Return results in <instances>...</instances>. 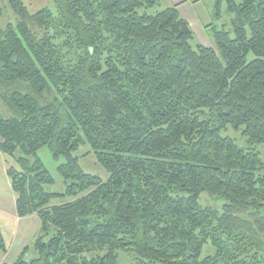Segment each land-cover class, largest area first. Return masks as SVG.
<instances>
[{
    "label": "trees",
    "instance_id": "trees-1",
    "mask_svg": "<svg viewBox=\"0 0 264 264\" xmlns=\"http://www.w3.org/2000/svg\"><path fill=\"white\" fill-rule=\"evenodd\" d=\"M6 1L0 152L17 216L41 222L12 264H264V0H214L215 49L158 0H54L33 14ZM224 12L231 32L217 27ZM83 146L106 180L82 171ZM43 148L64 159L63 194L45 190Z\"/></svg>",
    "mask_w": 264,
    "mask_h": 264
},
{
    "label": "crops",
    "instance_id": "crops-1",
    "mask_svg": "<svg viewBox=\"0 0 264 264\" xmlns=\"http://www.w3.org/2000/svg\"><path fill=\"white\" fill-rule=\"evenodd\" d=\"M158 9L177 7L180 17L190 26L198 44L212 48L213 43L206 27L213 22L214 0H158ZM12 161L0 152V231L7 246L4 255H0V264H12L23 248L32 245L41 228L36 214L18 217L16 195L11 188L6 171ZM14 252L8 258L7 254Z\"/></svg>",
    "mask_w": 264,
    "mask_h": 264
},
{
    "label": "rangeland",
    "instance_id": "rangeland-1",
    "mask_svg": "<svg viewBox=\"0 0 264 264\" xmlns=\"http://www.w3.org/2000/svg\"><path fill=\"white\" fill-rule=\"evenodd\" d=\"M25 6L27 7L28 11L33 14L39 10L47 9L51 12H55V4L54 0H22ZM0 8L1 9H7V1L6 0H0ZM229 17L225 12L223 13L222 19L220 22L217 23L218 29H221L223 25H225V29L227 31L231 32V26L229 25ZM14 22V17L11 16L9 19V22ZM7 23L3 22V20H0V26L4 27ZM197 41L193 42V45H195ZM213 43V42H212ZM213 45V44H212ZM213 48L215 49V45H213ZM248 58H252V55H248ZM0 115L4 118L11 117V113L7 110L6 106L2 103L0 100ZM225 135L231 137L235 140V142L240 147H244L247 144L245 143V140L242 138L240 132L228 129L227 132L224 133ZM88 146L81 147L77 153H75V156L79 158V166L82 169V171L86 174L92 175V176H98L102 180H106L108 178V174L106 171L96 162L95 155L91 152L89 153ZM256 151L260 154L261 159L264 162V145H261L260 147H256ZM86 154V155H85ZM38 158L42 161L45 169L48 171L50 176L53 179V185L46 186L45 190L50 193H57V194H63L65 191V185L63 183V179L58 174L57 167L64 162L63 158L54 159L51 155V153L48 151L47 148H43L38 152ZM11 164L15 166L13 161H10ZM71 199L66 196L54 198L50 205L51 206H58L63 205L67 202H69ZM201 203L204 206L209 207H218L221 205L222 200L219 199H212L206 194L201 195ZM33 244V243H32ZM30 245L29 247H31ZM28 247V246H26ZM24 249V248H23ZM11 253L7 254L8 258L12 257L14 255V252L10 249ZM213 249L206 245L204 246L201 257L209 256L213 254ZM121 255V254H120ZM263 261H264V255H263ZM119 264H134V262L130 259L125 258V256H120Z\"/></svg>",
    "mask_w": 264,
    "mask_h": 264
}]
</instances>
